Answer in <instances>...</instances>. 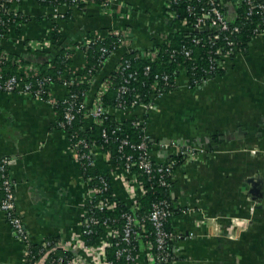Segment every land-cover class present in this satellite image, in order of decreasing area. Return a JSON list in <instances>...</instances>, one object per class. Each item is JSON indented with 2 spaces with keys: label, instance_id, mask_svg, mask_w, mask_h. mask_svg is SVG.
I'll list each match as a JSON object with an SVG mask.
<instances>
[{
  "label": "crops",
  "instance_id": "obj_1",
  "mask_svg": "<svg viewBox=\"0 0 264 264\" xmlns=\"http://www.w3.org/2000/svg\"><path fill=\"white\" fill-rule=\"evenodd\" d=\"M109 1L107 11L96 4L50 8L36 0H16L10 9L23 22L0 35V51L13 55L18 66L40 69L55 54L50 34L57 27L70 69L91 87L90 103L122 56L141 57L174 31L165 0ZM109 32L125 34L127 42L86 78L81 47ZM37 43L40 48H31ZM226 70L197 89H187L185 78L178 77L176 90L158 99L150 111L112 112L118 121H144L154 163H166L164 153L171 151L164 148L172 144L204 150L173 173L170 197L178 213L170 226L181 239L173 243L174 261L169 264H264V36L252 40ZM66 95L62 83L49 88L53 101ZM58 119L50 103L27 94L0 93V160L8 162L16 210L31 244L55 242L90 264L78 246L88 187L67 133L57 127ZM91 125L84 118L83 127ZM94 162L108 177L115 197L132 209L143 196L133 177L126 175L125 185L121 171L103 152L94 153ZM248 179L259 184L261 198L256 201L249 195ZM150 254L140 240L137 263L152 264ZM0 264H26L24 246L1 212Z\"/></svg>",
  "mask_w": 264,
  "mask_h": 264
},
{
  "label": "built area",
  "instance_id": "obj_2",
  "mask_svg": "<svg viewBox=\"0 0 264 264\" xmlns=\"http://www.w3.org/2000/svg\"><path fill=\"white\" fill-rule=\"evenodd\" d=\"M180 0H165V8L166 14L168 17V21L171 24V27L174 28L175 32H183L186 28V22L184 21L181 25H177L172 21L175 19V15L170 11V5L175 4ZM190 1V0H188ZM16 0H0V25L9 24L10 20L7 18V21H3V15L11 16L14 20L20 19L16 12L12 11L11 5L15 3ZM201 6H194L193 3ZM79 4L87 5V4H96L101 9L110 10L109 0H78ZM226 3L229 4L231 13L227 16L222 12V9L226 7ZM245 5L247 7V11L245 17L248 19L253 17L254 15L259 16V22L255 24L252 32H251V41L264 36V3L257 2L256 0H192V3L187 5V12L189 17L193 19L190 25V32H203L204 30H211L213 34L210 35L206 40H202L197 37H193L191 39V43L194 46L204 47L208 46L207 50V70L203 71L201 78L196 79L194 74H187V70L183 66L178 67V76L175 78L177 80L178 77L182 76L186 80L185 87L187 89H195L206 86L210 81L216 79L213 75L217 70L227 71V63L233 60L238 55L244 53V50L240 49L238 44L234 41L230 40L228 36L222 38L223 44L222 46H217L214 41L219 40V34L216 31L220 32H228L229 34H235L240 31L239 26L229 27V20L235 17V11L240 7V5ZM58 7V6H57ZM63 7V6H61ZM66 7V6H64ZM73 7V6H72ZM56 8V7H55ZM67 8V7H66ZM21 20L13 23L14 25H20ZM12 28L9 26L8 29ZM118 36V46L114 45L112 47L113 50H108L106 48H101L100 58L98 60V65H103V61H101L102 57L105 55H110L114 51L119 50L122 45H125L127 42L126 35L120 32H109L105 37L102 38H93L84 45H82L81 50H83L84 54L87 56V50L89 45L94 44L96 41L103 40L108 35ZM169 33L164 36L162 42L159 45H162L166 42ZM42 44L37 43V45H33V49L40 48ZM214 48V49H213ZM186 59H190L192 50L189 47H183L180 52ZM86 56H85V65L82 67V73L86 67ZM139 57V56H136ZM142 59H148L152 62L159 61L158 56V47L152 48L145 53L143 56L139 57ZM66 59L68 60V55L66 54ZM6 60V56L0 55V65L3 61ZM16 63H19V60H16ZM129 62L125 61L124 63L117 64L116 68L119 74L121 75L122 83L118 86V98L120 100L117 108L114 111L117 112H125V111H134L138 109H142L145 111H150L154 109L155 103L158 99L165 96L161 93V90L157 87L158 82H162L165 85H168L170 76L166 74L153 76V83L151 88L154 92V95L150 98V102L147 104H140L135 98H133L128 106H124V103L121 101L122 95L128 92V86L131 81H133L137 73L130 72L125 75L124 70L129 68ZM1 68V67H0ZM17 69L22 73L19 74L20 77L10 76L5 77L3 73L0 71V93L12 94V93H22L31 96L32 98L50 103L54 106L57 102L51 100L49 97V88L53 85L51 83L50 78H39L40 69L35 66H17ZM87 75H83L86 78H91L93 74L91 70L87 71ZM150 72V68L147 66L144 68V75H148ZM67 77V79H65ZM65 77L60 76V80H62V84H64L67 88V95L62 100V103L65 105L63 110V121L58 123V127L61 130H65V127L71 126L72 123L76 120L78 116L84 114V118L90 119L92 124H99L101 119L107 115L108 110L103 106L102 96L109 90L110 81L105 79L103 83L100 85V88L94 95V98L88 105L87 95L85 100L84 93H74L69 90L70 87L78 85L82 83L80 77L76 75L70 69V72L66 74ZM175 80V82H176ZM48 96V99L45 100L44 97ZM120 122V121H119ZM139 124H144V121L139 119ZM66 132V131H65ZM67 133V132H66ZM113 134L121 135V131L119 129H115ZM68 135V134H67ZM69 137V136H68ZM104 137V143H107L108 140ZM75 139V137H72ZM147 137L145 135L142 140L135 144L132 143L127 137L115 139L118 142V154L119 160L122 161V165L114 166L116 170L121 171L120 179L124 182V178L127 175L128 177H133L140 191L144 193L141 185L138 183V177L140 175H145L148 180L155 179V182L160 187H169L170 183L165 179L173 181V173L174 167L173 163L170 161V164L167 163H154L150 156V149L147 143ZM69 142L71 145V149L74 151V155L79 162L80 168L84 165L86 166H95L94 162V153L103 152L104 155L108 156L110 159V153L103 150L102 146L90 147L87 142L83 139L72 141L69 137ZM165 147V146H161ZM80 149L87 150L88 152H81ZM164 149H170L168 156L172 157H181L183 160L188 158H193L198 154L204 152L203 149L194 148V147H178L175 144H172L170 147H166ZM128 150V153H126ZM167 155V152H166ZM169 158V159H170ZM84 162V164L82 163ZM155 164V165H154ZM8 162L6 159L0 160V212L5 215V218L12 229L15 237L20 241V243L24 246L25 249V259L29 257L31 254L30 246L31 242L29 240L28 234L24 227L22 218L18 214L16 210L15 203V193H14V181L9 177ZM107 176L100 175L98 178L97 185L93 184L91 179L83 180L86 182L88 187V196L86 197L85 204L83 207V215L81 220V239L82 242L78 244L79 247L84 251V253L90 257V264H114L112 261H109L107 258V249L114 248V257L116 260V264H119L120 261L123 264H138L137 263V246L135 243L140 241V238L143 234H145L146 229L144 226V219L140 221H135L131 215H123L124 224L122 226L110 225L109 219L99 220L94 216L93 210H107L110 211L113 209L114 204H112L107 198H99L98 195H101L104 190L109 187L110 182L106 180ZM125 185L126 182H124ZM126 187V186H125ZM133 210H138L137 201L133 203ZM172 203L168 204L166 201H160L152 205V211L147 216L146 220L150 222L151 227L153 228V245L150 242H146V245L151 252L150 262L152 264H169L172 263L174 258L170 256V254L166 251V247L168 243H175L181 236L176 235L174 232H168L165 230V223L172 216L171 209ZM114 221H112L113 223ZM99 228L100 232L97 237V240L88 245L86 243V237L95 234V229ZM41 246V257L35 264H87L86 262H82L78 256L73 255L68 249L60 248L56 243L52 244L48 241L44 242ZM56 248H60L62 251L68 252L69 255L62 254L56 255ZM153 248L155 250H153ZM121 264V263H120Z\"/></svg>",
  "mask_w": 264,
  "mask_h": 264
},
{
  "label": "trees",
  "instance_id": "obj_3",
  "mask_svg": "<svg viewBox=\"0 0 264 264\" xmlns=\"http://www.w3.org/2000/svg\"><path fill=\"white\" fill-rule=\"evenodd\" d=\"M40 5L50 8L55 7H61L66 6L67 8H77L82 9L85 7V5L79 4L78 6H75L78 0H36ZM257 2L264 3V0H256ZM192 3V0H180L177 1L175 4L170 5V11L174 13L175 19L172 21L173 23L177 25H181L184 21L186 22V29L183 32H175L172 31L169 33L166 42L162 45H158V56L159 61L152 62L148 59H142L139 57H136L135 53H127L120 59L119 63H124L125 61L129 62V68L124 70V74L127 75L130 72H136L137 76L136 78L130 82L128 86V92L122 95L121 101L124 103V106H128L130 101L135 98L140 104H147L150 102V98L154 95V92L151 88V85L153 83V76L155 74L161 75L166 74L170 76V80L168 85H165L162 82L157 83V87L161 90V93L164 95L170 94L171 92L176 90V82L175 78L178 76V67L183 66L187 70V74H194L196 79L201 78L203 71L207 70L208 63H207V50L208 46L205 45L204 47L201 46H194L191 43V39L193 37L200 38L202 40H206L210 35L213 34V31L211 30H204L203 32H190L187 30H190V25L193 21L191 17H189V14L187 12V5ZM194 6H201L202 4L198 5L195 2L193 3ZM73 6V7H72ZM247 11V7L245 5H240V7L235 11V17L233 19L229 20V27L233 26H239L240 31L235 34H229L228 32H220L216 31L217 34H219V40L214 41L217 46H222L223 41L222 38L225 36H228L230 40L234 41L236 44H238L239 48L246 51V48L248 47V44L251 42V32L255 26V24L260 23L259 22V16L254 15L253 17L246 18L245 14ZM222 12L225 15H229V12L227 11V7H224L222 9ZM9 18L8 21L9 24L6 25H0V35H6L7 34V28L9 26H13L14 22H17L18 20H21L23 22L22 17L20 19L14 20L11 16L3 15V21H7L6 19ZM264 24H261L263 27ZM55 31L50 34L52 45L54 48V55L51 56L48 61L42 63L40 65V75L39 78H50L51 83L54 84H60L63 81L60 80L61 77H65L66 74L70 72V63L66 59L67 51L62 47L61 44V35L57 31V27H54ZM18 33V31H17ZM118 36L115 35H108L106 38L100 41H96L94 44L89 45V48L87 50V56H86V67L84 69L83 75H87V71L91 70V73L95 75L102 65H98V60L100 58L101 48H106L108 50H113L112 47L114 45L118 46ZM189 47L192 50V54L190 59H186L180 52L183 47ZM214 49V48H213ZM105 55L102 57L101 61L104 62L112 55ZM0 51V55H1ZM3 55L6 56V60L2 62L0 67L2 68L3 75L5 77L10 76H16L20 77L17 66L18 63H16V60L14 61L13 55H9L4 53ZM150 68V72L148 75H144V68L145 67ZM215 75L214 78H218L223 76L226 72L217 70L214 72ZM67 79V77H65ZM110 81V88L109 90L102 96V102L103 106L107 108L108 113L105 115L104 118L101 119V122L99 124H92L89 128L85 129L83 127L84 125V114L81 116H78L76 120L72 123L71 126L65 127V130L68 134V136L72 139V141L83 139L87 142V144L92 147H99L102 146L104 151H107L110 153V160L112 161L114 166H120L122 165V161L119 160V154H118V142L115 141V139H120L127 137L132 143H139L142 138L144 137V130H145V124H139V119L136 117H133L131 119L118 121L114 114L112 112H115L114 109L117 108V105L119 104L120 100L118 98V86L122 83L121 75L117 71V68H115L106 78ZM90 85L85 83H79L78 85L72 86L69 88L74 93H84V98L82 100H85L86 95L90 92ZM197 89V87L195 88ZM94 96L92 97V99ZM45 100L48 99V96L44 97ZM92 99L90 101H92ZM90 103H88L89 105ZM58 113V123L63 121V110L65 105L62 103V101L57 102L53 106ZM59 128V127H58ZM115 129H119L121 131V135L119 134H113V131ZM105 134L106 139L108 140L107 143H104V137ZM75 137L73 139L72 137ZM147 143L149 148H151V141L150 139H147ZM81 152H88L87 150L80 149ZM126 153H128V150H126ZM173 163L174 170L183 163V158L181 157H172L166 161L167 164H170L169 162ZM84 164V162H82ZM155 165V164H154ZM82 177L85 179H91L93 184L97 185L98 178L100 177V173L95 168V166H86L84 165L81 169ZM169 177H166L165 179L170 183L169 187H160L155 182V179L148 180L145 175H140L138 177V183L141 185L142 189L144 190L143 196L140 197L137 201V206L139 207L138 210H133L131 208H128L124 203L120 202L114 195L113 190L111 188V185L109 184V187L102 192L101 195H98L99 198H107L112 204H114V207L112 210L107 211H99V210H93V214L95 217H97L99 220L103 219H109V224L122 226L124 224L123 215H131L135 221H140L141 219H144V226L146 229L145 234H143L140 238L142 242L146 244V242H150L153 245V228L151 227V224L149 221L146 220L147 216L152 211V205L155 203H158L160 201H166L168 204L172 203L171 197H170V191L172 189L173 183L168 179ZM106 180L109 179L108 177L105 178ZM172 213V216L168 218V220L165 223V230L168 232H172V228L170 226V222L178 213L176 209L172 207L170 210ZM146 217V218H145ZM112 221H114L112 223ZM95 234L90 235L86 237V243L88 245L93 244L99 235V228L95 229ZM54 244L55 242H50ZM30 246V252L31 254L26 260V264H35L39 258L42 256L40 253L41 246L39 245H29ZM135 246H137V251L139 250V241L135 243ZM173 243H168L166 247V251L170 254V256L173 257L172 253V247ZM153 250H155L153 248ZM114 248H108L107 249V258L109 261H112L114 264H116V260L114 257ZM67 255H69L68 252H65ZM64 251H62L60 248H56L55 254L56 255H62L65 254ZM121 264H123L122 261H120ZM119 263V264H120Z\"/></svg>",
  "mask_w": 264,
  "mask_h": 264
},
{
  "label": "water",
  "instance_id": "obj_4",
  "mask_svg": "<svg viewBox=\"0 0 264 264\" xmlns=\"http://www.w3.org/2000/svg\"><path fill=\"white\" fill-rule=\"evenodd\" d=\"M226 1L229 2V0H226ZM164 156L168 159L170 158L168 155H166V153H164ZM247 183L250 185L249 195L251 196L252 200L256 201L259 198H261V191H260L259 184L253 179H248Z\"/></svg>",
  "mask_w": 264,
  "mask_h": 264
}]
</instances>
